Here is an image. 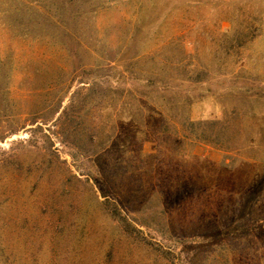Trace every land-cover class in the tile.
<instances>
[{"label":"rangeland","instance_id":"rangeland-1","mask_svg":"<svg viewBox=\"0 0 264 264\" xmlns=\"http://www.w3.org/2000/svg\"><path fill=\"white\" fill-rule=\"evenodd\" d=\"M0 264H264V0H0Z\"/></svg>","mask_w":264,"mask_h":264},{"label":"trees","instance_id":"trees-1","mask_svg":"<svg viewBox=\"0 0 264 264\" xmlns=\"http://www.w3.org/2000/svg\"><path fill=\"white\" fill-rule=\"evenodd\" d=\"M196 126H197L196 124H194V123H192L190 121L186 123V127H189V128H191V127L193 128V127H196Z\"/></svg>","mask_w":264,"mask_h":264}]
</instances>
